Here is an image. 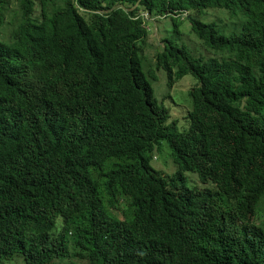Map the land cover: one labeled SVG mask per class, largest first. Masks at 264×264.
<instances>
[{"label":"trees","instance_id":"obj_1","mask_svg":"<svg viewBox=\"0 0 264 264\" xmlns=\"http://www.w3.org/2000/svg\"><path fill=\"white\" fill-rule=\"evenodd\" d=\"M19 3L0 35V264H264V0ZM142 11L176 37L155 69ZM186 12L213 56L183 42ZM165 143L174 174L151 163Z\"/></svg>","mask_w":264,"mask_h":264},{"label":"rangeland","instance_id":"obj_2","mask_svg":"<svg viewBox=\"0 0 264 264\" xmlns=\"http://www.w3.org/2000/svg\"><path fill=\"white\" fill-rule=\"evenodd\" d=\"M20 0H9L8 8L6 11L7 14V25L3 30L0 32V35L7 36L12 28L14 27V24H9L10 20H14V22L17 24L20 20L21 14H20ZM195 14V13H192ZM186 15V14H185ZM226 14L220 13L219 10H208L207 15L204 16V19L208 21L215 20L220 24H223L225 21ZM148 20V24L146 21V24L149 28V34L145 42L142 43V54H144L145 57V65L147 69H155L156 64L154 60L155 54L161 50L162 48V38H170V39H176L174 36V33L172 31L173 24L170 20V18H162L158 16H150L146 18ZM180 31L182 32V40L183 42L188 44V48L190 52L194 55H203V57H210L213 56L214 53L207 51L203 45L201 44L200 39L198 36L192 31L191 24L188 18L180 20ZM186 44V45H187ZM158 78L156 80H152L153 86L155 89V94L157 98L159 99L160 104L167 105L171 103V99L163 96L168 77L167 73L163 69H156ZM190 87V83L188 80L181 82L180 84L176 85L174 89L172 90V98L176 101V107H174L176 114L179 113V108H186L188 106H191V99L188 96V89ZM169 89V88H168ZM168 91V90H167ZM166 91V93H167ZM178 107V108H177ZM178 112V113H177ZM166 144V143H165ZM167 145V144H166ZM166 145H163V148H166ZM169 149V147L167 146ZM155 154L157 155V158L153 161L154 166L160 167V169L166 170V172L174 174L175 173V164L173 162L172 157L169 159L167 157V154L165 151H155ZM182 182V181H181ZM187 185L193 186L196 184V180L192 177H190L189 172L186 175V179L184 181ZM183 183V182H182ZM181 183V184H182ZM264 218V208H262L259 213L256 216V221L258 223H261Z\"/></svg>","mask_w":264,"mask_h":264},{"label":"clouds","instance_id":"obj_3","mask_svg":"<svg viewBox=\"0 0 264 264\" xmlns=\"http://www.w3.org/2000/svg\"><path fill=\"white\" fill-rule=\"evenodd\" d=\"M141 8H145L144 6H141ZM186 14V15H185ZM187 14H188V12H186V13H184V15L182 16V18H181V20L182 19H185V18H187ZM142 15L145 17V22L147 21V24H148V20H146V18L148 17V15H150V16H155V15H153V14H150V13H148V12H143L142 11ZM159 17V16H158ZM161 17V16H160ZM148 30H149V28H148ZM164 145H166V144H164ZM157 151H168V148H167V145H166V148H163V146H162V149H160V150H157ZM168 158H169V156H167ZM157 158V155L155 154V152H154V156H153V158H152V161H151V163H152V165H153V161L155 160ZM170 159V158H169ZM154 166V165H153ZM154 168L156 169V170H158V171H160L161 173H167L166 172V170H164V169H160V167H156V166H154ZM192 178H194V177H192Z\"/></svg>","mask_w":264,"mask_h":264}]
</instances>
